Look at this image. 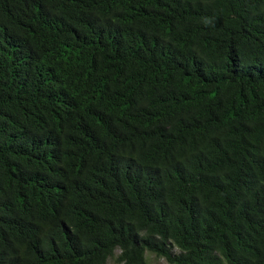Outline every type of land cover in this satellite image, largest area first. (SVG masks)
Here are the masks:
<instances>
[{
    "label": "trees",
    "instance_id": "1",
    "mask_svg": "<svg viewBox=\"0 0 264 264\" xmlns=\"http://www.w3.org/2000/svg\"><path fill=\"white\" fill-rule=\"evenodd\" d=\"M148 253L264 264V0H0V264Z\"/></svg>",
    "mask_w": 264,
    "mask_h": 264
},
{
    "label": "rangeland",
    "instance_id": "2",
    "mask_svg": "<svg viewBox=\"0 0 264 264\" xmlns=\"http://www.w3.org/2000/svg\"><path fill=\"white\" fill-rule=\"evenodd\" d=\"M119 254V252H117ZM108 264H118L116 259H112ZM147 264H169L166 259L156 257L154 254H147Z\"/></svg>",
    "mask_w": 264,
    "mask_h": 264
}]
</instances>
